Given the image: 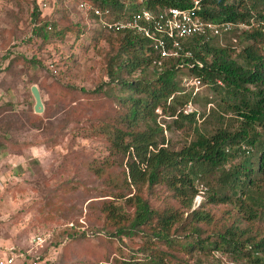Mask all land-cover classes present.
Returning <instances> with one entry per match:
<instances>
[{"label": "rangeland", "instance_id": "rangeland-1", "mask_svg": "<svg viewBox=\"0 0 264 264\" xmlns=\"http://www.w3.org/2000/svg\"><path fill=\"white\" fill-rule=\"evenodd\" d=\"M83 4L92 6L82 0H0V255L13 247L24 253L22 264L246 262L245 257L225 252L226 243L219 235L230 229L246 231L241 238H264V194L254 192L253 196L259 194V206L253 205L255 215L246 219V199L207 201L210 190L218 187L219 169H207L203 178L193 180L189 207L163 182L123 183L126 155L110 148L109 137L116 130H145L152 121L148 115L135 124L125 120L126 106L119 98L127 91L110 83L108 72L150 80L156 70L142 64L128 74L124 67L117 70L125 58L119 50L122 36L91 28ZM39 27L45 38L37 35ZM232 33H226L218 45L230 46L231 57L237 58L250 41ZM184 76L191 74L181 71L175 79L179 82ZM189 78L180 85L182 96L177 97L187 101L175 108L193 113L192 123L174 124L175 116L166 107L153 112L160 128L156 142L169 150H179L192 140L194 128L210 134L219 126L233 130L238 125L232 112L223 110L212 83L202 82L195 94L187 96L189 87L184 84H190ZM31 85L39 90L41 113L32 110ZM255 131L257 141L263 142L264 127L256 126ZM122 138L125 143L129 139ZM257 147L256 142L244 153L251 162ZM242 155L222 168L237 165ZM97 165L104 166L102 173L93 170ZM134 193L153 210L176 213L178 221L168 231V243L152 234L158 229L156 217L130 234L116 233V222L105 220V209L115 208L124 217L122 225L128 226L134 207L126 198ZM195 208L206 211L209 220L188 223L186 217ZM195 241L203 248L188 247ZM211 241L219 248L210 249Z\"/></svg>", "mask_w": 264, "mask_h": 264}, {"label": "trees", "instance_id": "trees-1", "mask_svg": "<svg viewBox=\"0 0 264 264\" xmlns=\"http://www.w3.org/2000/svg\"><path fill=\"white\" fill-rule=\"evenodd\" d=\"M93 7L107 8L109 17L120 19L130 16L142 9L155 12L161 8L177 7L189 8L191 0H82ZM264 0H241L233 2L230 0H201L196 13L203 19L214 21L244 22L248 29L240 33L250 41L237 54V58L230 55L231 47L218 45L225 34L220 37H210L204 40L201 36L188 37L183 46L190 51V57L184 58L183 62L165 57L158 58V54L152 50L150 41L129 31H121L115 34L121 35L123 41L119 49L124 54V60L117 64V70L125 68L126 74L133 71L141 64L152 66L155 71L153 79L146 80L142 77L127 78L117 75V71L109 70L110 83L119 85L124 89L126 95L119 100L126 106L124 118L129 124H135L139 118L146 115L152 121L145 130L123 132L116 130L117 134L109 137L110 148L118 151L122 156L126 155V176L123 183L137 185L147 183L151 186L163 182L167 184L172 192L179 198L189 202L195 192L194 179H201L207 169H219V176L215 183L218 187L207 196L209 202H225L234 200H248L245 208L246 219L254 217L252 206H259V194H264V141H257L259 134L255 131L256 126L264 127V6L259 8L258 3ZM96 29V28H95ZM37 35L45 38V32L39 27ZM98 30V29H96ZM42 31V32H41ZM227 33V34H228ZM114 34V35H115ZM118 50V51H119ZM157 61L159 63H157ZM184 71L187 75L175 79L176 73ZM190 77V78H189ZM198 77L202 82L208 81L217 90L220 101L223 102V110L232 112V118L238 122L235 129L217 127L212 133L205 134L194 128V138L179 150H169L159 146L156 142V134L160 128L155 124L153 112L157 107L167 108L170 116H175L174 124L179 121L193 122V113H185L176 110L175 104H182L177 100L183 91L180 85L191 78ZM109 81L105 84H110ZM216 81H219L217 83ZM185 86V84H184ZM182 85V87H184ZM186 87V86H185ZM95 91V90H94ZM179 92V93H176ZM176 93V94H175ZM191 91H187V96ZM170 97V98H169ZM171 101L166 104V101ZM220 117V116H218ZM178 118L179 120H176ZM181 123L179 124V126ZM128 136V141L123 142L122 135ZM257 142L255 160L251 162L248 148ZM243 147V148H242ZM243 154L242 160L237 165L222 168V165L237 154ZM93 166L95 172L102 173V165ZM225 191L228 192L225 193ZM216 193L222 196H216ZM133 205L132 216L128 220V226L122 225L124 217L114 208L105 209V220L111 221L118 228L116 233L130 234L132 230L140 229L149 224L156 217L152 234L160 240L168 243V231L176 223L177 215L174 211H157L149 207L148 202L134 193L126 198ZM188 223L209 220L206 211L199 208L192 209L187 217ZM124 222V221H123ZM142 230V229H141ZM195 233L198 229L193 226ZM246 231L235 232L226 230L220 234V239L226 243L225 252L247 258L242 264H264V238L254 240L251 237L241 238ZM201 243V242H200ZM195 241L187 244L193 247L197 244L199 248L202 243ZM219 246L215 241L210 242V249L216 250ZM124 264H140L136 260L125 261Z\"/></svg>", "mask_w": 264, "mask_h": 264}, {"label": "built area", "instance_id": "built-area-1", "mask_svg": "<svg viewBox=\"0 0 264 264\" xmlns=\"http://www.w3.org/2000/svg\"><path fill=\"white\" fill-rule=\"evenodd\" d=\"M201 0H191L189 8L167 7L151 12L145 9L120 19L109 17L107 8L100 9L84 5V17L91 28L117 33L129 31L150 41L151 48L158 58L171 57L183 62L190 57V51L183 46L188 37L201 36L204 40L210 37H220L228 32L239 33L248 28L244 22L214 21L203 19L197 13ZM157 63H159L157 61ZM188 81V80H187ZM185 86L192 94L199 89L201 81L198 77L191 78ZM219 83V81H216ZM184 112V111H183ZM1 182V180H0ZM24 253L13 247L6 248L0 255V264H22Z\"/></svg>", "mask_w": 264, "mask_h": 264}, {"label": "water", "instance_id": "water-1", "mask_svg": "<svg viewBox=\"0 0 264 264\" xmlns=\"http://www.w3.org/2000/svg\"><path fill=\"white\" fill-rule=\"evenodd\" d=\"M29 92L32 96L33 99V105H32V110L34 113H41L43 110V105L41 102L39 90L35 85H31L29 87Z\"/></svg>", "mask_w": 264, "mask_h": 264}]
</instances>
